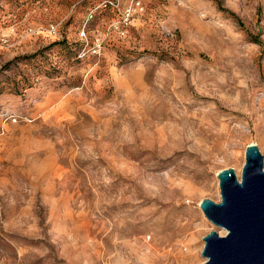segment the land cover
Returning a JSON list of instances; mask_svg holds the SVG:
<instances>
[{
	"label": "rangeland",
	"instance_id": "1",
	"mask_svg": "<svg viewBox=\"0 0 264 264\" xmlns=\"http://www.w3.org/2000/svg\"><path fill=\"white\" fill-rule=\"evenodd\" d=\"M102 2L0 0V264H201L264 161V0Z\"/></svg>",
	"mask_w": 264,
	"mask_h": 264
},
{
	"label": "water",
	"instance_id": "2",
	"mask_svg": "<svg viewBox=\"0 0 264 264\" xmlns=\"http://www.w3.org/2000/svg\"><path fill=\"white\" fill-rule=\"evenodd\" d=\"M220 201L201 199L199 208L224 235L203 236L201 264H264V161L255 144L245 148L240 179L233 168L216 174Z\"/></svg>",
	"mask_w": 264,
	"mask_h": 264
},
{
	"label": "trees",
	"instance_id": "3",
	"mask_svg": "<svg viewBox=\"0 0 264 264\" xmlns=\"http://www.w3.org/2000/svg\"><path fill=\"white\" fill-rule=\"evenodd\" d=\"M113 4H114V2H112V0H106V1L103 0L101 8L99 11H102V12H109L110 10L113 11L114 10ZM118 27H120V26H118Z\"/></svg>",
	"mask_w": 264,
	"mask_h": 264
}]
</instances>
